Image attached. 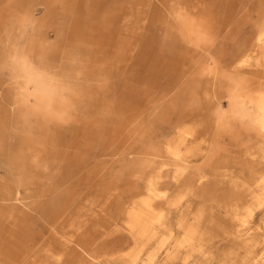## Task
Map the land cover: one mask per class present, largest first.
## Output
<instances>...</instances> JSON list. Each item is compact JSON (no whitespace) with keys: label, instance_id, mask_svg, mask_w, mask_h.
<instances>
[{"label":"rangeland","instance_id":"rangeland-1","mask_svg":"<svg viewBox=\"0 0 264 264\" xmlns=\"http://www.w3.org/2000/svg\"><path fill=\"white\" fill-rule=\"evenodd\" d=\"M263 101L264 0H0V264H264Z\"/></svg>","mask_w":264,"mask_h":264},{"label":"bare ground","instance_id":"bare-ground-1","mask_svg":"<svg viewBox=\"0 0 264 264\" xmlns=\"http://www.w3.org/2000/svg\"><path fill=\"white\" fill-rule=\"evenodd\" d=\"M212 89V88H211ZM257 124L259 125V128L264 131V101H263V105L261 106L259 112L257 113L256 115V118H255ZM183 161V160H182ZM150 164V163H149ZM186 164V163H185ZM138 179V178H137ZM139 180V179H138ZM7 194V193H6ZM18 195V194H17ZM8 196V195H7ZM8 200V199H7ZM16 200V199H15ZM98 219V217H97ZM100 221V219H98ZM98 221V222H99ZM95 222V220H94ZM243 230V228H242ZM202 251V250H201ZM84 252V251H83ZM202 255H205V252L202 251Z\"/></svg>","mask_w":264,"mask_h":264}]
</instances>
